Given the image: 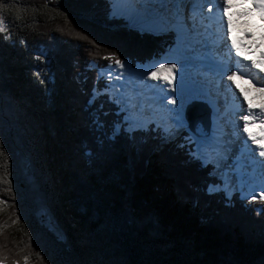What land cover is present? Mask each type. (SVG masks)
Returning a JSON list of instances; mask_svg holds the SVG:
<instances>
[{
    "label": "trees",
    "instance_id": "trees-1",
    "mask_svg": "<svg viewBox=\"0 0 264 264\" xmlns=\"http://www.w3.org/2000/svg\"><path fill=\"white\" fill-rule=\"evenodd\" d=\"M112 12L0 0V264H264V200L226 198L185 133L128 132L104 93L89 103L104 57L139 69L177 45Z\"/></svg>",
    "mask_w": 264,
    "mask_h": 264
},
{
    "label": "snow or ice",
    "instance_id": "snow-or-ice-1",
    "mask_svg": "<svg viewBox=\"0 0 264 264\" xmlns=\"http://www.w3.org/2000/svg\"><path fill=\"white\" fill-rule=\"evenodd\" d=\"M128 10L135 14H140L141 12L152 14L154 18L161 23L170 25L175 30L176 40L178 43H183L187 40L188 36V28L187 25L184 23V17L182 15L181 10L179 9V5L182 2V0H125ZM176 5L173 9L169 10L167 8L168 4ZM251 3L257 10V12L260 15L261 20H264V0H251ZM158 6V7H157ZM207 6L208 11L211 12L213 5L211 3V0H207ZM228 0H224L223 5L217 6V14H219V8L223 7L224 12H227L228 8ZM245 15L249 13H244ZM195 16V11L193 12L192 18ZM223 23V18H221ZM229 25L231 21L229 20L227 22ZM193 28H195V24H193ZM6 31L5 29V23L2 18H0V32ZM221 38H223V28L221 30ZM7 38V37H6ZM23 43V41H21ZM105 59H108L110 61H113L115 63V66L117 69H121L119 73H116L115 77L113 76V73L115 72V69L111 68V64L108 66L109 71H107L106 76L108 83L107 85L101 89L99 92H97L96 88H93L92 90V98L89 100V103H92V100L95 99L97 95H101L104 92H108L110 89H115L117 92V97L115 99V103L118 105L124 104V107H121L118 109V115L120 112H124L125 115L123 117L124 122H132L134 123L136 118V113L133 111L134 109H137V104L135 102V97L131 96L127 100L123 99V84H114L113 79L115 80H121L124 72V69L131 70V64L127 60H122L119 57L116 56L115 53L110 54L107 57H104ZM37 59H40V57H37ZM178 61L172 60V61H161L159 62V66H152L150 68H147L145 70V73H142L140 76V79L143 80L144 75L146 74L148 79H156L157 73L162 70L167 71H174L177 67ZM253 67H258V64L256 61L252 62ZM264 71V69H262ZM227 72V69L221 72V76L225 75ZM237 73L233 71L231 75H227V79L231 81L233 79V76H236ZM182 82V77L180 78ZM168 84H172V80H168ZM147 87V86H146ZM167 99L168 104L175 105L172 109H169L168 111L171 113V116L169 117L170 123L173 127V129H180V128H187L188 132L190 133L191 138L189 139V143L192 145V147L189 149L190 154L195 157L196 159L201 161L202 165H206L207 163L211 162V159L213 156L220 157L222 156V146L221 142L215 137V134H209L207 131H204L197 122L194 126H190L189 122L187 120L186 116V109H185V100L181 97H165ZM109 100H113V97L109 95ZM161 103H163V100H161ZM264 111V109H262ZM251 115V109L248 110L247 114H244L240 117V119L244 122L243 128L239 130H246L248 122H249V116ZM264 123V121H261ZM119 131V127L114 129L113 134ZM163 132L166 136H170L173 134V130L165 127L163 129ZM248 138L252 141L253 144H256L257 141L253 137L251 133H248ZM253 152L255 150H252ZM258 155L260 157H264V146H261ZM0 157H4V164H7V153L3 150L2 147H0ZM219 165V162L217 161V165ZM264 166V165H262ZM0 183L9 184V181L7 179V175L0 176ZM9 190L10 184H9ZM209 190H212V185H209ZM255 199V197H252ZM261 199H264V195L261 196ZM3 201H0V204H2Z\"/></svg>",
    "mask_w": 264,
    "mask_h": 264
},
{
    "label": "rangeland",
    "instance_id": "rangeland-1",
    "mask_svg": "<svg viewBox=\"0 0 264 264\" xmlns=\"http://www.w3.org/2000/svg\"><path fill=\"white\" fill-rule=\"evenodd\" d=\"M122 2H123V0H112V7H113L112 15L114 17H118V16L124 17L127 20L128 24L131 28L137 27L140 22H143L145 20L154 19V16L152 14H147L144 12H141L140 14H135V13L130 12L128 10V6H127L126 2L123 5H122ZM182 10H183L182 13L184 14V16L186 18H191V15H190V13L192 11L191 8L185 7V9H182ZM207 11H208V9H207ZM148 24L149 23H147V25ZM147 25H146V27H147ZM165 25H167V24L158 22V26L156 27V30H151L150 27L146 28L145 30L147 31V33L151 32L150 34H160V33L165 32L166 30H168L169 32L175 33V30L172 27L166 28ZM176 44H177L176 47L174 49H172L170 52L166 53L163 57H161L159 62L176 60V61H178L177 67L184 65V64L190 65V64L194 63L195 57H200V55H201L200 53L205 48L206 41H205V39H203V37L194 36V37H188L187 40L183 43H178L176 40ZM159 62L158 61H152L151 63L147 64L145 67L139 68V69H134V70H129L126 68L123 70L124 75H123L122 79L121 80L113 79V83L114 84H123L124 87H125V84H127V88H129V91H130L128 94L129 97L134 96L135 98H139L137 100L136 104L141 105L143 103H149V100L151 99V97H154L148 93L149 90H151V88L154 86H156L154 88H159L161 83H163L164 81H166L170 78L172 71L170 72L167 70H162V71L157 73L156 79H148L146 74H145L143 80H141L140 76L142 73H145V70L147 68H150L154 65L159 66ZM109 70L110 69H106L104 72L107 73V71H109ZM120 71H121V69H116L115 72L113 73V76L115 77L116 73H119ZM161 72L163 74H161ZM262 73H264V71ZM102 76L106 77V78H104V80H106L108 82L106 74H103ZM138 88L141 89L140 94L137 92ZM116 93L117 92L115 89H110L108 92H105V94L108 97H109V95L114 96ZM249 101H251V99H249L248 102ZM114 104H117V103L114 102ZM256 106L259 107L261 110L264 109V105L256 104ZM181 132L186 133L187 136L189 137V139L191 138L190 133L188 132L187 128L176 129L172 135L167 136V137H169V139H174L176 137V135L178 133H181ZM232 134H234V133H231L229 137H224L225 141L223 142V145H225L228 150L231 149L230 141L234 139V136ZM231 136H233V139ZM217 161L219 162L218 166H216ZM209 163L212 166L211 175L218 178V179H222L221 178V176H222L221 172L223 171V168H224L223 166L228 165V157L225 158V154H222V156H220V157L213 156L211 159V162H209ZM224 173H226V171ZM226 174H228V173H226ZM263 178H264V176H263ZM27 181H30V178L28 177V175H27ZM224 184H225V181H224ZM229 187L233 188L232 190H230V193L235 192L234 188H236L237 191L239 190V187H236L235 185L229 184V183H226L222 188L225 190ZM262 195H264V194H262V191L257 192L254 195H252L251 197H247V199H253L252 198L253 196L255 198H261ZM227 198H229V197L227 196ZM37 216L40 219L42 225L46 226L47 228H49V230H51L55 234H57L56 227H55V225L51 219V216L48 212V209L46 207H44L42 204H40L39 202H38Z\"/></svg>",
    "mask_w": 264,
    "mask_h": 264
},
{
    "label": "bare ground",
    "instance_id": "bare-ground-1",
    "mask_svg": "<svg viewBox=\"0 0 264 264\" xmlns=\"http://www.w3.org/2000/svg\"><path fill=\"white\" fill-rule=\"evenodd\" d=\"M231 1L233 2L234 0H231ZM211 3H212V1H211ZM212 5H213L212 10H215L217 5H215L214 3H212ZM174 7H176V5L172 4L170 6L171 9H173ZM207 9H208L207 0H204V5L201 6V7L196 8L195 18H198L199 20H204V19L206 20L208 18L207 16L210 13L209 11H207ZM181 12H182V10H181ZM182 15L184 17V23L187 25V28L189 27L188 23H191V24L195 23V21H196L195 18H192V17L191 18H186L183 13H182ZM147 23H149V24L147 25ZM146 25H147V27H146ZM157 26H158V22L154 18V19L145 20L143 22H140L138 24V26H137L138 28L135 27L134 29H138V30L147 32L145 30L146 28L150 27L151 30H156ZM148 33H151V32H148ZM219 37H220L221 40L223 39V38H221V35H219ZM217 54L223 56V52L221 50V47H219V50H218ZM213 68H214V72L218 73L219 76H221V72L224 71L225 69L231 70V67L227 66V65L226 66H222V67L214 66ZM263 68L264 67H262L259 70V72H260L259 74L260 75L262 74L261 77L264 80V74L261 73ZM161 74H163V73L161 72ZM255 79L259 80V76L256 75ZM223 86L224 87H230V89H231V97L228 99V101L231 102V99L234 98V101H235L234 106L235 107L238 106L239 103H240L243 107H245L246 109L249 110L252 107L259 108V107L256 106V104L264 105V94H263L264 89L257 90V89L252 88L251 85H250V81L249 80L245 81V80H243L241 78H238L237 83H234L233 81H229L227 79V77H224ZM154 87H156V86H154ZM154 87H152L151 90H149V92H148L151 96H154V97L150 96L151 99L149 100V102H152V103L157 102L159 100L160 87L159 88H154ZM181 96L184 98V100L186 98H190L194 102H196L198 100V97H199L196 92L185 91V90H183V87L180 86V88H179V97H181ZM249 99H251V102H248ZM160 101H161V99H160ZM218 103L222 104V98H219V102ZM228 103H226V104H228ZM169 105H171V104H169ZM225 110L229 113L230 116L231 115H235L233 111H230L227 108ZM223 119H225V118H223ZM209 120H210V124H209L208 133L210 135L211 134H215V137L218 140L222 139L220 141L221 143H223V140L225 141L224 137H229L230 134L233 133V132L229 131L228 126L226 124L221 125V122L217 121V119L214 116L213 117L209 116ZM226 120H227V118H226ZM235 124L237 126H240L239 125L240 122H238V121ZM222 134H224L223 137H221ZM238 134H239V136H242V132L240 130L237 131V135ZM252 135L256 139V141H257V143L259 145L256 148V151H259L260 147L264 146V143H262L263 140H264V125L261 128H259V129L252 130ZM231 137L233 139V136H231ZM235 137L236 136H234L233 144L236 145V144H238V139H235ZM247 139H249L248 136H247ZM249 141H251V140L249 139ZM231 142H232V140H231ZM231 148H232V146H231ZM234 156L235 155L232 152V149L231 150H228V149L225 150V158H227V157L228 158H230V157L234 158ZM258 157H260V156L258 155ZM248 162H249L250 166L252 167V173L248 172L249 173L248 178H249V180L253 181L254 184L257 183V188L251 190V186L247 187V185H246V189L241 188L243 190V192H244V194H243L244 198L245 197H251L252 195H254L257 192H261V191L263 192V189H264V178H263V176H264V166H263V169L261 171H257L256 170L257 167L264 165V157H261V160L255 159V158L254 159L253 158H249ZM223 170H226L227 173L229 174V175L228 174L227 175L230 176V172L226 169V165H224Z\"/></svg>",
    "mask_w": 264,
    "mask_h": 264
},
{
    "label": "water",
    "instance_id": "water-1",
    "mask_svg": "<svg viewBox=\"0 0 264 264\" xmlns=\"http://www.w3.org/2000/svg\"><path fill=\"white\" fill-rule=\"evenodd\" d=\"M186 116L190 126H194L199 122L202 129L208 132L210 124L208 112L201 104H191L187 109Z\"/></svg>",
    "mask_w": 264,
    "mask_h": 264
}]
</instances>
